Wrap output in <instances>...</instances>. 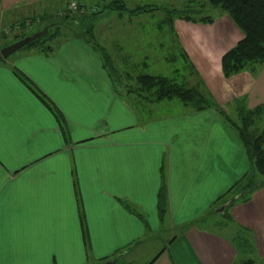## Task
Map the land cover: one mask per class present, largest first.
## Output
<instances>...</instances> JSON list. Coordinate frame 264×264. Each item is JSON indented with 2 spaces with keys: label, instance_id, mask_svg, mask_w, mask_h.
I'll list each match as a JSON object with an SVG mask.
<instances>
[{
  "label": "crops",
  "instance_id": "crops-1",
  "mask_svg": "<svg viewBox=\"0 0 264 264\" xmlns=\"http://www.w3.org/2000/svg\"><path fill=\"white\" fill-rule=\"evenodd\" d=\"M17 1L0 0L1 11ZM141 32L114 42L124 51L119 62L102 44L124 77L117 82L80 37L56 39L48 55L26 48L0 61V264H138L145 255L148 263L154 257L150 264H218L225 252L230 258L228 242L194 223L247 170L244 150L212 108L183 106L158 116L154 108H170V101L138 100L134 78L148 73L151 58L136 45L161 44ZM193 37L181 38L190 44ZM163 234L160 247L148 250Z\"/></svg>",
  "mask_w": 264,
  "mask_h": 264
},
{
  "label": "rangeland",
  "instance_id": "rangeland-1",
  "mask_svg": "<svg viewBox=\"0 0 264 264\" xmlns=\"http://www.w3.org/2000/svg\"><path fill=\"white\" fill-rule=\"evenodd\" d=\"M121 1L39 0L31 2L30 0H20L15 4L8 3L7 9L4 11H1L3 9L0 8V48L20 39V34L31 32L38 27L36 31H39L44 28L45 24L50 22L70 23L68 26L71 27L74 33L84 36L88 35L87 29L91 24L93 25L92 33L96 40L93 39L101 47L103 44L108 51L110 50V52L115 55V61L119 62V60H117L119 54L124 53V51L120 49V45H116L114 42H116L117 39L124 41L128 35L131 37H141L140 32L143 30L142 32L144 33L141 32V34L145 35V40H147L146 38H150V36L155 38L161 37V44H159V46L149 43L136 45V47L140 46L141 50L148 53L151 60L153 58L152 61L150 60L151 62L148 61L149 65L146 72H159L170 76L176 82H184L186 86L194 85L196 81L199 80L200 84L197 87H199L201 92L209 96L218 107H221V109L227 113L233 124L238 123L236 109L238 100L244 99L245 106L248 109L260 105V109L253 115L252 122L248 127L251 133L256 134L260 131L264 126V62L260 64H248L241 71L233 75L231 74L228 77L222 76L219 65H217V63H219L217 61V55L219 54L220 57V55L241 36L239 29L225 12L218 7L210 6L205 0H194V2L191 0ZM95 2L98 3V8L109 5L110 9H104L101 13L94 15L91 8L93 9L96 7L97 4H95ZM122 3L127 9L143 3L156 5L160 8L154 9L148 13L135 14V16L127 9L117 10L115 8V4ZM71 4L81 6L84 10L68 9V5L70 6ZM163 6H165V8L190 6L193 7L192 13H194L196 17L206 18L208 17L206 15H209L212 21L210 24H204L200 21H195L193 23L177 20L175 23L176 28L174 27L175 30L166 22H163L161 27L162 30L157 32L158 30L155 28V23H160L165 17V12H163L161 8ZM195 7L201 8L196 12ZM10 10L11 12H9ZM7 11L9 13H6ZM61 13L68 14V17L71 18L63 21V19H61V17H63ZM126 23H134V25L129 27ZM135 23H140L144 27L137 26ZM107 25L110 26L107 27ZM60 31L63 33L69 32V30L66 29ZM32 33L33 32L30 34ZM30 34H26L25 36ZM185 35L187 37H189V35L191 37L194 36L188 39V43L190 44H185L184 39L181 38L183 36L185 37ZM139 40L142 42L144 41L143 38ZM127 46L129 47V45H126V47ZM186 47H188V52L185 50L187 49ZM23 49H26V46L20 47L5 58L10 59L15 53ZM181 50L185 53L187 52L191 57L192 60L188 59L195 67L193 73L188 72V59L182 58L180 54ZM148 51L151 52V55ZM173 55L174 58H170ZM163 56L167 58L164 59ZM217 69L219 70V76H217ZM215 70L216 73L214 74ZM113 82L117 81L113 79ZM218 91L221 94H219V98L217 97V99L215 95L218 94ZM165 101H170V108H165L161 103L158 107L154 108V113H157L158 116L167 115L166 111H173L171 113H174L176 110L183 109V105L175 98ZM212 109L216 111L215 107H212ZM219 119H221L220 116ZM225 122L227 123V121ZM225 122H223L224 125L229 127H226L227 131L235 138L234 127L230 122L227 124ZM250 172L253 174L252 183L254 185H251L248 178L244 177V182L242 181L239 186L245 187L249 184L248 186H250V189H253L251 192L245 193L239 191V193L237 192V194H234L231 193L233 192L231 191L225 194L223 198H228L227 200L232 199L229 204L230 207H227L229 206L227 205L220 212H216L215 209L222 205L217 202L216 205L210 206L203 220L194 223L195 226L205 228L210 232L218 234L219 237L223 238V241H226V243L228 242L231 246L232 243L230 239L233 237L237 239L236 241H240L238 242V246L234 248L232 246V252L229 253L230 258H228V254L225 252V254L218 259V264H243L246 260L250 261L248 264H264V176L250 169L247 174L250 175ZM232 190H235V188ZM243 193L245 194L240 196ZM246 196H248L249 200L252 196L256 197L253 198L254 200L252 199V203L248 202L249 200L241 201V197L244 198ZM174 234H177V230ZM164 236V234L161 236L160 243L159 240L153 242L152 246L147 249L151 250L153 246L157 247V245H161V242L164 240L163 238H165ZM159 247L153 250H157ZM148 250L145 254H148ZM146 257L147 255L143 257L144 261L142 260L138 264H147L148 261L145 262Z\"/></svg>",
  "mask_w": 264,
  "mask_h": 264
},
{
  "label": "trees",
  "instance_id": "trees-1",
  "mask_svg": "<svg viewBox=\"0 0 264 264\" xmlns=\"http://www.w3.org/2000/svg\"><path fill=\"white\" fill-rule=\"evenodd\" d=\"M114 1V0H113ZM121 1V0H120ZM190 1V0H187ZM186 1V2H187ZM194 2V0H191ZM210 6L218 7L223 12H225L228 17L234 22L236 27L239 29L241 36L228 48L226 49L219 57V70L223 77H228L231 74H235L245 68L248 64H260L264 62V0H205ZM122 2V1H121ZM116 3V2H114ZM105 7V8H104ZM117 10L127 9L125 5L115 4ZM160 8L156 5H149L148 3L137 4L133 8L127 9L133 14L148 13L154 9ZM163 12H165L164 20H161L158 23V31H161L162 23L166 22L168 25L173 27V20H183L186 22H195L200 21L204 24H210L212 18L209 15L208 17L203 18L195 16L192 13L193 7L190 6H181L179 8L171 7L165 8L161 7ZM201 7H195V11L198 12ZM104 9H110L109 5L103 6V8H98L96 6L93 8V14L101 13ZM190 13V14H189ZM63 17L61 19L66 20L70 19L68 14L61 13ZM60 14V15H61ZM199 17V18H198ZM70 23H48L45 24L44 28L46 31L43 35L34 40L23 45L26 48H32L36 52H39L43 55H48L53 50L54 41L60 38H66L68 36L80 37L85 40V42L95 50L101 57V65L109 70L111 80L115 79L120 80L123 76H119L118 73H115L116 70L112 65L111 60L108 58L107 53L104 49L93 39L91 24L88 26V35H80L74 33L71 30V27L68 26ZM75 27V26H74ZM69 30V32H61L60 30ZM62 33V34H61ZM71 34V35H70ZM25 34H20L19 38L24 37ZM183 59H188L187 54L181 50L180 52ZM170 58H174V55ZM4 58L0 56V61ZM188 72L193 73L195 70L194 65L188 59ZM12 73L17 79L23 83L33 95L49 110L53 111L56 117H60L58 111L51 105L49 100L45 95L39 92L29 79L19 70L12 68ZM124 78V77H123ZM136 80L137 91L134 93L137 95L138 100H144L148 102H159L164 100H171L173 98L177 99L183 106L190 107L193 110H201L205 108L215 107L217 113L221 117L223 122L227 121L234 127L235 132V142H237L244 150L245 157L247 160V170L236 180L233 181L230 187H228L223 193L219 194L216 201L218 200L219 204H223L227 201L228 198H223L225 194L229 192L237 194L239 191L242 192H251L253 189H250V186L246 185L245 187L239 186L240 183L245 178H248L249 182L252 183L253 174L250 172V175L247 172L252 170L257 174L264 176V126L260 129L258 133H251L248 130L249 124L252 122L253 115L258 112L260 105L248 109L245 106V100L237 101V117L238 123L233 124L230 121L229 116L224 112L221 107H218L213 100L205 95L199 89L200 81L197 80L194 85L186 86L184 82H176L170 76L155 73H140L134 78ZM259 106V107H258ZM222 115V116H221ZM224 117V119H223ZM62 121V120H61ZM226 123V122H225ZM226 123V124H227ZM227 127V126H225ZM229 128V127H227ZM231 129V128H230ZM244 182V181H243ZM254 185V184H253ZM235 190H232L234 189ZM245 193L241 194L243 196ZM249 196V195H248ZM248 196L241 197V201L249 200ZM157 198V211L161 215L165 211V202H166V193L165 186L163 183V176H161V183L156 193ZM230 198V197H229ZM243 198V199H242ZM232 205V204H231ZM227 207H230L227 206ZM213 208V207H212ZM210 209V208H209ZM237 239L233 237L230 239L233 248L238 246ZM236 250V249H235ZM154 260V257L149 261L150 264ZM250 261L246 260L243 264H248Z\"/></svg>",
  "mask_w": 264,
  "mask_h": 264
},
{
  "label": "water",
  "instance_id": "water-1",
  "mask_svg": "<svg viewBox=\"0 0 264 264\" xmlns=\"http://www.w3.org/2000/svg\"><path fill=\"white\" fill-rule=\"evenodd\" d=\"M46 31V28H43L39 31L33 32L30 35L24 36L2 48H0V56L5 58L9 56L11 53L22 47L23 45L27 44L28 42L34 40L35 38L40 37L43 35ZM232 199L227 200L225 203H223L219 208L215 209L216 212H220L225 206L229 205L231 203ZM110 262H114V259L112 261H105L102 264H109Z\"/></svg>",
  "mask_w": 264,
  "mask_h": 264
},
{
  "label": "built area",
  "instance_id": "built-area-1",
  "mask_svg": "<svg viewBox=\"0 0 264 264\" xmlns=\"http://www.w3.org/2000/svg\"><path fill=\"white\" fill-rule=\"evenodd\" d=\"M79 9V10H81L82 11V9L83 8H81V6H78V5H73V4H71L70 6L68 5V9ZM84 10V9H83ZM91 10H93L92 8H91Z\"/></svg>",
  "mask_w": 264,
  "mask_h": 264
}]
</instances>
